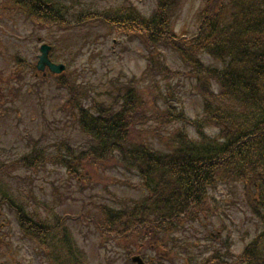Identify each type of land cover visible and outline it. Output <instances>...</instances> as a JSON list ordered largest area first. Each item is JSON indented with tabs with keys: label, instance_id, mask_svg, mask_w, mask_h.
Listing matches in <instances>:
<instances>
[{
	"label": "trees",
	"instance_id": "trees-1",
	"mask_svg": "<svg viewBox=\"0 0 264 264\" xmlns=\"http://www.w3.org/2000/svg\"><path fill=\"white\" fill-rule=\"evenodd\" d=\"M175 3L159 0L151 17L120 8L105 14V20L120 33L141 39L148 66L170 70L160 50L175 51L202 98L203 112L190 120L171 102L173 87H163L158 80L145 86L135 75L119 78L116 85L104 89L105 96L93 84L79 82L70 68L62 75L40 76L29 83L22 68L36 69L20 54L15 55L17 67L7 76L0 70V102L12 100L26 85L38 90L52 80L67 92L60 112L67 113L65 120L78 125L86 139L76 145L68 140L55 142L51 152L40 149L36 156L29 153L9 165L10 174L14 175L15 166L35 171L47 161L64 167L79 183L99 180L111 163L137 173L140 197L124 199L119 205L99 204L90 224L96 227L102 246L113 240L127 255L138 252L151 264H173L180 256H192L196 239L179 235L184 236L189 225L212 224L225 215L212 195L222 186L261 226L236 261L264 264V0H205L195 34L189 38L178 37L172 29L170 14ZM45 6L43 0L6 3L9 12H31L36 28L62 22L59 7L54 13L44 10ZM160 88L167 93L162 94ZM186 125L194 127L197 138ZM210 127L218 128V135H209ZM9 200L17 209L25 236L48 254H52V244L67 245L69 240L61 232L66 228L63 218H56L52 226L38 225L24 203ZM54 232H61L57 241L52 240ZM219 233L211 231L209 238ZM219 254L216 251L200 263L187 262L227 264ZM67 255L65 263L62 253L53 260L56 264H86L82 249L70 248Z\"/></svg>",
	"mask_w": 264,
	"mask_h": 264
},
{
	"label": "rangeland",
	"instance_id": "rangeland-1",
	"mask_svg": "<svg viewBox=\"0 0 264 264\" xmlns=\"http://www.w3.org/2000/svg\"><path fill=\"white\" fill-rule=\"evenodd\" d=\"M204 3L205 0H176L170 20L178 37L194 35ZM64 4L69 9L68 19H72L73 15L85 18L90 13H114L124 4L150 17L156 12L159 0H64ZM38 36L54 45L53 58L56 61L70 65L79 82L93 84L96 91L102 93L101 96H105L104 89L116 85L119 78L135 75L145 86L151 87L153 81L158 80L163 87H173L174 105L184 107L190 120L203 112V101L192 90L194 81L185 76L188 72L175 52L166 48L160 50L166 55L170 68L160 70L158 65L148 66L146 50L137 35L120 33L113 26L99 25L95 19L83 21L78 27L70 29L60 26L38 30L23 16L7 12L3 0H0V70L5 76L17 67L15 55L20 54L34 64L37 62L40 53L36 40ZM95 53L99 55L93 56ZM205 60L215 64L210 58ZM26 70V81L35 82L34 74L29 68ZM170 72L179 74L172 75ZM215 90L218 91V88ZM159 91L167 93L165 88ZM106 96L109 98V94ZM66 97L64 89L58 88L53 81H47L38 90L26 85L22 92L12 95V100L0 102V189H6L16 202H24L29 215L39 224L53 225L56 218L69 216V219L63 220L62 225L66 228L61 232L70 241L67 245L57 244L56 247L52 244V254L45 255L34 242L24 238L18 226L16 210L6 204L0 211V264H56L53 259L59 253H62L61 261L65 263L67 253L73 247L86 252V264H105L112 260L115 264H130L125 251L114 241L102 246L99 233L88 219L99 211L101 203L119 205L124 199L140 197L136 173L111 163L99 180H92V184L86 181L84 191L80 192L81 184L70 179L65 168L53 162L39 165L35 171H29L26 166L14 167V179L3 172L12 171L11 167L4 168V165L29 153L36 156L40 149L51 152L55 142L68 140L73 145L84 142L86 137L79 126L68 123L65 120L67 113L60 112ZM186 129L197 138L193 126L186 125ZM207 133L216 136L219 130L210 127ZM228 194L222 186L212 191L224 216L215 218L212 224H195L193 228L189 225L184 236L179 235L180 238L192 236L196 239L191 247V259L196 256L200 260L217 250L222 254L229 252V262L233 263L244 245L261 230L246 206ZM219 230L220 236L209 238V232ZM61 232L52 233L55 237L52 240L57 241ZM179 242L182 243V239ZM185 259L189 258L181 256L173 264H186ZM199 260L196 259L197 262Z\"/></svg>",
	"mask_w": 264,
	"mask_h": 264
},
{
	"label": "water",
	"instance_id": "water-1",
	"mask_svg": "<svg viewBox=\"0 0 264 264\" xmlns=\"http://www.w3.org/2000/svg\"><path fill=\"white\" fill-rule=\"evenodd\" d=\"M50 49H51V47H49L48 45L42 46V48H41L42 55L40 56V61L38 63V69L44 70L46 66H49L52 72L61 73L65 69V66L64 65H56L50 61V59L48 57ZM132 261L137 262V264H145L143 259L138 255L133 256Z\"/></svg>",
	"mask_w": 264,
	"mask_h": 264
}]
</instances>
